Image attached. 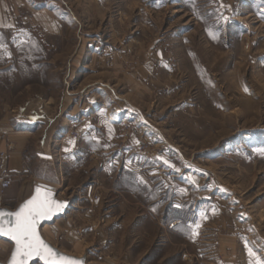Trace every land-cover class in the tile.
Returning a JSON list of instances; mask_svg holds the SVG:
<instances>
[{
	"label": "rangeland",
	"instance_id": "obj_1",
	"mask_svg": "<svg viewBox=\"0 0 264 264\" xmlns=\"http://www.w3.org/2000/svg\"><path fill=\"white\" fill-rule=\"evenodd\" d=\"M67 2L57 8L66 39L47 40L38 29L0 31V65L9 63L0 69V117L24 98L28 105L41 99L55 126L91 116L94 128L116 129L113 141L99 133L85 145H107V153L71 157V176L61 177L57 195L83 200L42 225L45 239L89 262L121 264L106 249L103 217L85 210L101 192L115 194L109 189L125 160L147 173L157 195L182 200L170 209L189 235L179 245L185 261L166 257L164 264H264V25L255 21L263 15L255 8L243 25L226 23L207 0H187L186 9L165 0H109L100 13ZM71 22L74 38L89 39H71ZM86 84L99 86L90 90L93 103L85 90L68 105L71 91ZM39 162L31 168L39 170ZM129 170L123 185L142 195L147 187ZM76 185L81 194H72ZM11 248L0 237V261Z\"/></svg>",
	"mask_w": 264,
	"mask_h": 264
},
{
	"label": "crops",
	"instance_id": "obj_2",
	"mask_svg": "<svg viewBox=\"0 0 264 264\" xmlns=\"http://www.w3.org/2000/svg\"><path fill=\"white\" fill-rule=\"evenodd\" d=\"M39 2L43 4L36 6L35 4ZM65 2L72 7L71 0H0V31L15 32L23 29L26 34L29 29H38L43 32L47 40L66 39L69 35L65 29L66 22L57 12L58 6L63 3L66 5ZM107 2L109 3V0H73V4L77 6L80 3L93 6L94 13L107 9ZM165 2L170 6L177 4L179 9H186L187 5V0H165ZM207 3L209 5L206 8L215 6L225 13L228 24L234 20L242 21L243 25H246L248 16H251L253 10L257 8L263 16L255 21L258 20L261 25H264V0L258 3L253 0H207ZM73 9L75 10L74 6ZM75 24L76 22H71V39L85 42L89 39L85 33H79L74 38L72 26ZM228 37H233L231 32H228ZM83 45L80 43L81 47ZM79 51L81 49L78 48V53ZM93 54L96 53L92 52L91 55ZM2 55L3 58L6 56V54ZM7 66L9 63L4 60L1 62L0 69L5 71ZM71 73V79H73L74 71ZM27 86L29 84L24 82L19 88L26 89ZM98 87L86 84L80 91H71L68 96V105H76L77 99L80 98L79 94L85 90L87 94L84 93V99L93 103L89 100L92 94L90 90ZM24 100L23 106L19 105L0 117V152L3 151L6 154V159L0 162V166L14 176L9 188L0 189L1 204L6 207L11 205L15 207L29 196L35 182L52 185L57 192L58 187L62 185L61 177L64 174L71 176V157L85 151L107 153L109 151L107 145H93L86 150L85 145L99 133L107 139L112 138L111 141L116 136V129L109 126H104L103 129L94 128V124L89 120L91 116L72 118L68 122H61L55 126L53 118L44 115L41 99L33 103L29 102V105L27 103L30 99L24 98ZM29 107L35 111L34 114L27 113L26 108ZM72 130H75L78 136H72ZM43 156L51 158L46 160L47 157ZM32 160L36 162L40 160L38 165L42 166L39 170L31 168ZM120 163L123 170L117 174L115 184H112L109 189L115 194H111L109 198L101 192L99 200L91 202L85 210L87 216L103 217L101 231L105 236L106 249L110 252L113 250L114 257L116 255L121 257V264H164L163 259L166 257L185 261V256L181 252L183 249H180L179 245H182L180 241H185L189 235L182 234L181 219L173 216L172 213V209L179 210L182 207L180 203L182 200L173 203L165 199L163 194L157 195L155 183L151 181L152 179L145 177L146 172H139L137 165L131 166V163L125 160ZM127 165L130 167L127 168ZM125 169L134 172L138 181L141 179L143 185L147 187L145 193L141 195L140 191L134 189L135 187L129 188L123 185ZM79 189L80 186L76 185L71 191L72 194L75 192L81 194ZM66 198L74 208H78L79 202L83 200V196L77 194L72 198L71 196ZM171 206L172 209H170ZM191 264H197V259Z\"/></svg>",
	"mask_w": 264,
	"mask_h": 264
},
{
	"label": "snow or ice",
	"instance_id": "obj_3",
	"mask_svg": "<svg viewBox=\"0 0 264 264\" xmlns=\"http://www.w3.org/2000/svg\"><path fill=\"white\" fill-rule=\"evenodd\" d=\"M36 193L15 212L0 210V235L15 242L9 264H27L28 259L33 256L45 260L46 264H83L81 260L58 254L40 238L36 231L37 221L52 211L55 202L46 196L42 197L39 187ZM4 217L14 219L6 220Z\"/></svg>",
	"mask_w": 264,
	"mask_h": 264
},
{
	"label": "water",
	"instance_id": "obj_4",
	"mask_svg": "<svg viewBox=\"0 0 264 264\" xmlns=\"http://www.w3.org/2000/svg\"><path fill=\"white\" fill-rule=\"evenodd\" d=\"M37 187H39L41 189V196L42 197H47L49 198L51 201L55 202L52 206V211L50 213H48L47 215H45L44 217L38 219L37 224H36V231L39 234L40 238L47 244L49 245L55 252H57L58 254H62L65 255L67 257H71V258H75L78 260H81L83 262V264H100V263H96V262H89L86 259L85 255H81V256H77L74 254H68L66 252H63L61 249H59L58 247L54 246L53 244H51L47 239H45V237L42 235L41 233V227L43 224L52 221L53 219L62 216L70 207V201L68 199L65 198H59L57 195V192L55 190V188L52 185L43 183V182H35V184L32 187L31 193L29 196H27L25 199H23L22 201H20L15 207L13 208H9L6 206L0 207V210H3L5 212L8 213H12L15 212L19 209V207L24 204L26 201H28L29 199H31L33 196H35L36 193V189ZM57 205H59V208H57ZM4 219L6 220H13L14 217H4ZM1 238H5L9 241H11L12 243V248L10 250L9 256L6 259L5 262L0 261V264H9L14 248H15V242L12 241L9 237L4 236V235H0ZM33 261H40L42 264H46L45 260L41 259L38 256H33L31 258L28 259L27 264H31Z\"/></svg>",
	"mask_w": 264,
	"mask_h": 264
},
{
	"label": "built area",
	"instance_id": "obj_5",
	"mask_svg": "<svg viewBox=\"0 0 264 264\" xmlns=\"http://www.w3.org/2000/svg\"><path fill=\"white\" fill-rule=\"evenodd\" d=\"M72 135L76 137L77 133L73 132ZM5 159H6V154L5 152L1 151L0 162ZM13 180H14V176L10 174L5 168H1L0 166V189L3 190L9 188ZM0 205H1V201H0Z\"/></svg>",
	"mask_w": 264,
	"mask_h": 264
},
{
	"label": "bare ground",
	"instance_id": "obj_6",
	"mask_svg": "<svg viewBox=\"0 0 264 264\" xmlns=\"http://www.w3.org/2000/svg\"><path fill=\"white\" fill-rule=\"evenodd\" d=\"M48 227V226H47ZM46 226L42 227V230L45 232V233H49V229L47 228ZM53 229V228H52ZM64 252V251H63ZM69 254V253H68ZM78 256V255H77Z\"/></svg>",
	"mask_w": 264,
	"mask_h": 264
}]
</instances>
